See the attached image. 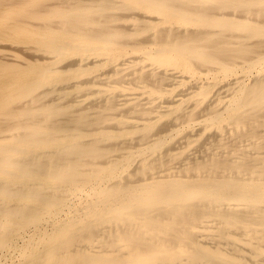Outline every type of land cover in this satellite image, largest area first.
Returning a JSON list of instances; mask_svg holds the SVG:
<instances>
[{"label":"bare ground","instance_id":"obj_1","mask_svg":"<svg viewBox=\"0 0 264 264\" xmlns=\"http://www.w3.org/2000/svg\"><path fill=\"white\" fill-rule=\"evenodd\" d=\"M0 264H264V0H0Z\"/></svg>","mask_w":264,"mask_h":264}]
</instances>
